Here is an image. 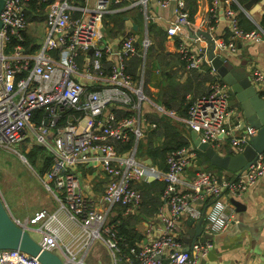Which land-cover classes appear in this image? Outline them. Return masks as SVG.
Here are the masks:
<instances>
[{"label": "built area", "instance_id": "2783aa9c", "mask_svg": "<svg viewBox=\"0 0 264 264\" xmlns=\"http://www.w3.org/2000/svg\"><path fill=\"white\" fill-rule=\"evenodd\" d=\"M42 1L50 2L46 7L47 37L36 53L26 52L22 44L8 54L5 52L13 37L24 41L31 0H7L1 13L0 148L20 144L28 136L37 141L35 144L47 147L53 163L39 178L60 205L53 213L44 209L29 218H14L16 224L30 234L39 233V244L59 253L66 264H86L97 242L109 250L113 264H200V259L213 247L212 235L228 230L235 218L234 209L223 199L225 193L241 196L264 178V155H259L247 170L233 172L231 178L199 169L195 148L169 153L167 171L147 164V159L138 157V144L144 137L142 105L148 99L143 82L136 84L126 71L127 59L138 54L136 38L125 36L115 42L106 39L104 20L112 0H95L93 7L85 0L78 16H72L70 0ZM147 2L142 0L145 8ZM157 2L163 9L177 3L179 11L167 28L168 38L180 36L177 52L186 70H200L207 64L209 48L192 50L184 36L203 28L206 20L190 29L193 23L184 10V0ZM235 2L225 0L224 7L221 0H213L209 9L217 19L222 7L228 21L224 37H213L215 25L209 28L219 54L235 51L239 40L260 43L264 37L262 27L242 29L239 12L232 7ZM239 9L246 12L243 6ZM142 45L145 56L151 45L148 36ZM91 49L93 53L89 55ZM105 63L109 64L107 75L103 70ZM210 73L217 75L213 69ZM251 80L264 99V71L254 70ZM189 99L186 119L189 129L217 151L228 145L231 151L240 154L257 134L254 127L242 126L244 119L240 109L232 106L231 89L226 83L215 81L207 94ZM117 108L127 109L133 115L118 119L114 115ZM39 111L43 116L37 124ZM169 115L175 117L176 113ZM132 135L134 146L124 153L117 143L130 142ZM79 166L102 171L103 206L82 193ZM190 170L195 174L190 176ZM152 178L166 184L164 203L156 217L147 223V242L128 246L126 254L111 217L119 206L126 216L138 211L142 196L135 184ZM190 217L196 221L204 217L203 234L211 237L197 240L187 250L181 236L185 233L184 221ZM0 264L42 263L38 257L20 250L4 249L0 250Z\"/></svg>", "mask_w": 264, "mask_h": 264}, {"label": "crops", "instance_id": "0c3cea01", "mask_svg": "<svg viewBox=\"0 0 264 264\" xmlns=\"http://www.w3.org/2000/svg\"><path fill=\"white\" fill-rule=\"evenodd\" d=\"M225 0H221L224 5ZM86 2V1H85ZM77 4V0H70V6L73 9L72 16H78L85 5ZM95 0H89L90 6H94ZM185 2V0H184ZM213 0H197L198 11L195 16V21L190 29H193V25L199 24L200 20L205 19V26L203 28H196L193 33L199 31H205L209 33V28L212 19L215 20V27L212 33L213 37H224L228 32V21L223 15V8L220 7L218 11L217 19L213 18L209 13V9L212 6ZM249 8H245V17L253 27L264 28V0H255L252 3L250 0L246 5ZM225 7V5H224ZM245 7V6H244ZM179 8L176 2H172L166 9L161 8L157 0H148L147 7L142 5V0H112L109 10L106 14L105 21V34L106 39L113 42L122 40L125 36H133L136 39V44L139 45L141 40H144L147 36L150 38L149 29L151 24H155L160 28L167 30L169 24L174 21ZM45 10H38L36 12L35 21H31L28 17V28L25 34L34 37L36 43L40 44V47L44 46L47 37L45 31V19L40 21L44 16L46 18ZM124 20V27L118 30L120 21ZM42 35L43 39L42 40ZM191 46L192 50H200L201 48H207V43L203 38L194 39L190 37V33L184 36ZM181 39L180 36L173 38H167L163 45L162 50H156L159 56L155 55L154 58L145 56V68L141 73L144 79L145 70L150 71L148 88L155 98L159 97V94L167 86V76L174 72V80L177 83L183 84L191 72L186 71L181 62L173 60V57L177 55L176 40ZM40 48V49H41ZM39 49V50H40ZM38 50V51H39ZM144 52V50H143ZM147 53V51H146ZM164 53V56H163ZM146 55V54H145ZM226 55L236 68L244 67L246 72L251 78L252 73L256 69L264 71V37L260 43H250L247 41H237L235 51H227ZM168 56V57H167ZM172 56V59L170 57ZM161 64H160V61ZM145 79L143 80L144 83ZM209 87V85H208ZM209 90V88H208ZM207 90V91H208ZM148 101L143 103L144 113H153L159 111L161 113L168 114L170 111H165L159 103H156L153 98L148 97ZM191 95L188 96L190 98ZM231 99H233L232 106L238 107L240 105L237 102L234 94L231 91ZM231 102V100H230ZM174 112V111H172ZM176 113V112H175ZM170 116V115H169ZM175 121H178L179 128L182 129L184 135H189L191 141V130L189 129L186 119L187 116L181 117L176 114L175 117L170 116ZM144 139L146 136L144 134ZM194 149L193 144L190 146ZM231 150H226L224 146L221 149L222 154H228ZM199 168V167H198ZM79 172L82 179V193L88 197H91L94 201L103 206L102 198L105 193V178L100 169H94L89 166H79ZM189 175L192 176V170L189 171ZM219 176L224 178H231L233 172L222 171ZM235 211V218L231 227L225 232L212 235L210 241L213 243V247L208 251L205 257H202L199 261L200 264H264V178L258 181L254 186L244 192L241 196H234L232 194L225 193L223 197ZM235 204H239L237 207ZM56 210V209H55ZM54 209L51 211H55ZM187 221H184L183 227L185 233L182 234V239L186 238ZM150 222V221H148ZM147 221H142L138 226V229L144 234L147 226ZM195 227V225H194ZM64 233V239H66ZM199 240H206L199 238ZM147 238L142 241L146 243ZM139 244V243H138ZM108 264H113L111 263Z\"/></svg>", "mask_w": 264, "mask_h": 264}, {"label": "trees", "instance_id": "16d2710c", "mask_svg": "<svg viewBox=\"0 0 264 264\" xmlns=\"http://www.w3.org/2000/svg\"><path fill=\"white\" fill-rule=\"evenodd\" d=\"M52 2V0H50ZM235 3H232V7L239 12L238 19L240 26L245 31H251L256 29V27L251 25L248 19L245 17V14L240 11L239 6H245L250 0H235ZM85 0H77V4H83ZM50 2H43L42 0H31L30 6L27 11V15L31 21H35L37 9L45 10L47 5ZM184 10L189 14L190 22L195 21V16L198 11L197 0H185ZM46 20L43 16L40 21ZM105 25L106 21L104 20ZM124 20L120 21L118 25V30L124 27ZM212 25H215V21L211 22ZM24 41L20 42L19 39L13 37L11 42H8L5 52L8 54L14 50L18 44H22L25 51L28 53H36L41 48L40 44L36 43L34 37L23 33ZM149 35L151 40V45L147 49L146 57H155L156 50H162L165 41L168 38L167 30L160 28L155 24L150 25ZM181 39L176 40V45H179ZM143 40L139 42V45H136L138 54L130 57L126 61V71L134 79V82L138 84L143 82V92L148 97L153 98L156 103L165 110V111H174L181 117L188 116V108L190 105V99L188 98L191 95V98H196L202 95H205L209 92L210 85L215 81L224 82L218 75H211V67L208 64H203L200 70H192L187 77L186 81L183 84L177 83L174 80V72H171L167 76V86L159 94L158 98L152 96L148 88L149 75L150 71L145 70V75L141 80V73L144 72L145 68V56L143 52ZM56 54V52H55ZM159 56L158 54L156 55ZM164 56V53H163ZM165 57V56H164ZM168 57V56H167ZM172 59V56L170 57ZM180 61L182 67L186 70L185 63L181 60V55L177 53L173 57V60H170L169 63ZM160 64L162 60H159ZM178 61V63H179ZM80 64L84 63L80 61ZM180 64V63H179ZM106 75L109 74V64L104 65ZM187 71V70H186ZM209 85V87H208ZM208 90V91H207ZM143 106V105H142ZM142 119L144 123V137L139 141L138 144V157L141 152L142 158L140 159H151L153 164L160 169L167 171L166 157L169 153L177 152L183 148H190L192 145L189 139V135H184L182 129L179 128V122L175 121L168 114L161 113L159 111L153 113H144L143 107L141 110ZM114 115L116 118L121 119L125 117H131L132 112L127 111L124 108H117L114 110ZM43 112L39 111L36 115L35 122L37 124L41 123ZM135 138L132 135L130 142L122 145L117 143L120 146V150L124 153L130 152L134 146ZM29 152H25L23 155L29 160L33 165L38 175L41 177L50 169L53 163V155L49 152L48 148L44 145L34 144ZM197 156V166L199 169L211 165L210 161L205 157V155L198 151ZM219 169V168H216ZM219 172L224 170L219 169ZM192 174H195V171H192ZM135 188L141 193L142 202L141 207L138 211L131 215H124V208L119 206L114 210V216L111 217V223L116 225L118 234L120 237V243L122 251L126 254L129 253V247H135L142 243L145 239L144 234L138 229V226L142 221H151L156 217L160 207L163 205V195L166 189V184L162 181H144L135 184ZM209 203V202H208ZM183 240V239H182ZM139 243V244H138ZM129 246V247H128Z\"/></svg>", "mask_w": 264, "mask_h": 264}, {"label": "water", "instance_id": "95a60500", "mask_svg": "<svg viewBox=\"0 0 264 264\" xmlns=\"http://www.w3.org/2000/svg\"><path fill=\"white\" fill-rule=\"evenodd\" d=\"M6 1L0 0V29L3 27L1 13ZM254 1L252 0V3ZM249 6L250 4L243 6V8H249ZM190 37L194 39L203 38L206 41L209 48L207 64L230 87L237 99L244 119L242 126H251L257 129V134L251 138L250 143L240 154H235L233 151L222 154L210 146L208 142H203L195 131L190 132L192 144L195 149L205 155L212 166L230 172L245 171L258 159L259 155H264V99L258 93L245 68H236L226 55L217 52L215 40L210 33L199 31L195 34L190 33ZM92 53L93 50L91 49L89 55ZM146 162L151 166L154 165L151 159H147ZM151 181L154 179H150ZM235 205L239 207V204ZM203 231L204 217L198 221L191 217L188 219L187 236L183 239L187 250L191 249L197 239L211 237L203 234ZM4 249L20 250L38 257L42 264H66L59 253L44 249L27 230L16 224L0 194V250Z\"/></svg>", "mask_w": 264, "mask_h": 264}, {"label": "rangeland", "instance_id": "374dc122", "mask_svg": "<svg viewBox=\"0 0 264 264\" xmlns=\"http://www.w3.org/2000/svg\"><path fill=\"white\" fill-rule=\"evenodd\" d=\"M43 36L42 40H44ZM232 100L231 103L233 104ZM52 136L53 132L50 134V137ZM35 143L37 141L28 136L20 144L0 148V194L13 217L17 219L32 217L44 209L53 213L54 211L51 210L57 209L60 205L52 193L43 185L33 165L29 160L26 161L22 157L25 152H29L35 146ZM225 147L228 151L229 146L226 145ZM139 158H142L141 152ZM201 169L211 170L217 174L221 173L212 165H207ZM77 229L79 228L75 230ZM31 236L37 242L41 239V235L36 232H31ZM65 237L66 242H68L67 235ZM111 261L112 257L109 250L101 242H97L92 247L85 260L86 264H108Z\"/></svg>", "mask_w": 264, "mask_h": 264}]
</instances>
